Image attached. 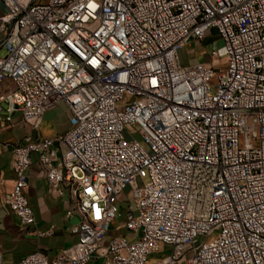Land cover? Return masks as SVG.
Wrapping results in <instances>:
<instances>
[{
	"label": "built area",
	"instance_id": "built-area-1",
	"mask_svg": "<svg viewBox=\"0 0 264 264\" xmlns=\"http://www.w3.org/2000/svg\"><path fill=\"white\" fill-rule=\"evenodd\" d=\"M0 2V126L35 130L11 146L5 202L35 222L34 154L78 216L74 243L12 264H264V0ZM59 101L69 127L41 135Z\"/></svg>",
	"mask_w": 264,
	"mask_h": 264
},
{
	"label": "crops",
	"instance_id": "crops-1",
	"mask_svg": "<svg viewBox=\"0 0 264 264\" xmlns=\"http://www.w3.org/2000/svg\"><path fill=\"white\" fill-rule=\"evenodd\" d=\"M5 10V5L0 2V14ZM205 40L201 41L202 44L208 42ZM182 61L186 60L183 58ZM68 127L69 111L66 104L59 101L44 112L37 131L41 135H52ZM27 134L34 135L35 130L18 112L13 114L11 124L0 126V251L5 264L17 262L36 249L51 258L63 247L77 240L71 226L77 222L78 216L68 212V203L64 198L49 190L45 181V168L34 154L27 168L25 194L34 210L35 222L22 225L18 215L5 202V194L14 184L10 149L13 143L21 141ZM118 224L119 218H115L111 222L110 233H130L126 227L116 228ZM169 249L168 245H163L161 250L154 252L152 256L163 257ZM89 264H101V259L96 258Z\"/></svg>",
	"mask_w": 264,
	"mask_h": 264
},
{
	"label": "rangeland",
	"instance_id": "rangeland-1",
	"mask_svg": "<svg viewBox=\"0 0 264 264\" xmlns=\"http://www.w3.org/2000/svg\"><path fill=\"white\" fill-rule=\"evenodd\" d=\"M208 42L202 44V42L190 41L180 50L181 59H185V62H193L197 60H201L206 57V53H208L209 49L218 44V42L213 41V37H209L206 39ZM205 40V42H206ZM202 44V46H200ZM184 62V61H183ZM142 176L144 179H147L146 170L142 171ZM198 238H202V236H198ZM176 264H184L183 260L180 259Z\"/></svg>",
	"mask_w": 264,
	"mask_h": 264
}]
</instances>
